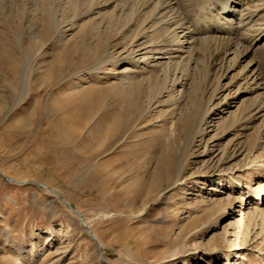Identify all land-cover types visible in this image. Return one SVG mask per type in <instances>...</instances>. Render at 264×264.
<instances>
[{"label":"rangeland","instance_id":"rangeland-1","mask_svg":"<svg viewBox=\"0 0 264 264\" xmlns=\"http://www.w3.org/2000/svg\"><path fill=\"white\" fill-rule=\"evenodd\" d=\"M200 4L0 0V264H104L64 203L107 264H264V40L215 65Z\"/></svg>","mask_w":264,"mask_h":264},{"label":"bare ground","instance_id":"bare-ground-1","mask_svg":"<svg viewBox=\"0 0 264 264\" xmlns=\"http://www.w3.org/2000/svg\"><path fill=\"white\" fill-rule=\"evenodd\" d=\"M170 1L173 2L175 0ZM263 1L264 0H201V6L199 7L201 8V12L198 11L200 17L195 21L193 29H190L188 25L184 26V23H181V21H179L180 23L175 21L172 17V20L170 21H173L175 24L177 23L176 29H181L180 33H182V38H188L189 40H192V43L195 42V37L199 36L198 38L206 40L207 43L213 42L215 45L218 44L220 48L216 50L217 55H215L214 58V64L217 65V63L221 62L232 48L240 52L239 59H241L252 50L251 47L253 45L264 40V18L262 20L260 18L262 15L264 16ZM167 8H169L168 4L165 7L162 6L159 12L165 11ZM181 44L182 43H180V45ZM201 44L203 43L201 42ZM165 47L163 46L161 48L162 51L165 52L162 56L180 51V46H177V49H166ZM167 51L168 53H166ZM127 70L129 71V69H124L125 72H127ZM253 76L251 75V78ZM251 78L250 76L243 75L241 80L244 83H248ZM254 80L256 81V85L254 88H250V91L248 92H254V90L257 89L262 91V95H264V83L261 78L256 76L253 81ZM257 109L258 110L255 112L256 114L264 110V107H257ZM236 190H239V186L236 187ZM252 194L253 198L251 202L245 204V206L259 211L264 205V187L262 189H255ZM242 196H248V194L242 193ZM256 201H258V203L260 201L261 204L258 205V203H255ZM231 205L232 204L229 202L228 206L221 210V214L218 213L219 215L216 218L217 226L221 225L222 222L228 218L227 212L229 211L228 209L231 208ZM254 218H256V215L254 216V213H251L246 220L247 222H253ZM244 221L245 219L241 218L240 224ZM261 253L264 254L260 251L259 255ZM185 262V260H182V263Z\"/></svg>","mask_w":264,"mask_h":264},{"label":"water","instance_id":"water-1","mask_svg":"<svg viewBox=\"0 0 264 264\" xmlns=\"http://www.w3.org/2000/svg\"><path fill=\"white\" fill-rule=\"evenodd\" d=\"M64 204H65V206H66V207H67V208H68L73 214H75V215H77V216L79 217V220H80V223H81L82 228H83L85 231H87L89 237L95 242V244H96V246H97V248H98V250H99V252H100V254H101V257H102L103 263H104V264H107V263L105 262L103 256H102L103 252H102V250H101L100 245L96 242V239L94 238V236H93V234L91 233V231H90V230L84 225V222H83V219H82L81 215L78 214L75 210H73V209L70 207V205H68V204H66V203H64Z\"/></svg>","mask_w":264,"mask_h":264}]
</instances>
